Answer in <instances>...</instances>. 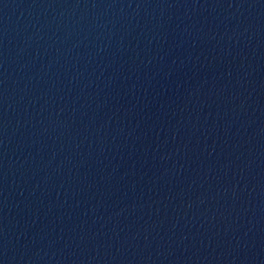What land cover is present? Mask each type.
<instances>
[{"label":"water","instance_id":"1","mask_svg":"<svg viewBox=\"0 0 264 264\" xmlns=\"http://www.w3.org/2000/svg\"><path fill=\"white\" fill-rule=\"evenodd\" d=\"M0 264H264V0H0Z\"/></svg>","mask_w":264,"mask_h":264}]
</instances>
